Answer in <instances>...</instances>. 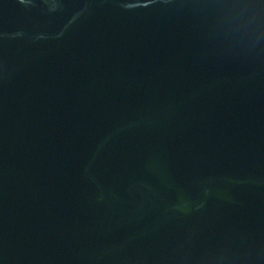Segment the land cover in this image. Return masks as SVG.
Returning a JSON list of instances; mask_svg holds the SVG:
<instances>
[{
    "label": "water",
    "instance_id": "obj_1",
    "mask_svg": "<svg viewBox=\"0 0 264 264\" xmlns=\"http://www.w3.org/2000/svg\"><path fill=\"white\" fill-rule=\"evenodd\" d=\"M0 264H264V0H0Z\"/></svg>",
    "mask_w": 264,
    "mask_h": 264
}]
</instances>
